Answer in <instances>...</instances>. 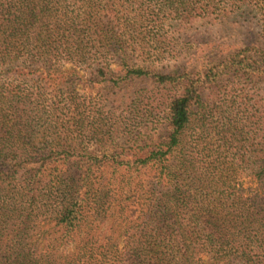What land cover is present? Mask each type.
Wrapping results in <instances>:
<instances>
[{
    "label": "trees",
    "instance_id": "1",
    "mask_svg": "<svg viewBox=\"0 0 264 264\" xmlns=\"http://www.w3.org/2000/svg\"><path fill=\"white\" fill-rule=\"evenodd\" d=\"M228 21L258 34L186 48ZM237 84L264 0H0V264H264V88Z\"/></svg>",
    "mask_w": 264,
    "mask_h": 264
},
{
    "label": "rangeland",
    "instance_id": "2",
    "mask_svg": "<svg viewBox=\"0 0 264 264\" xmlns=\"http://www.w3.org/2000/svg\"><path fill=\"white\" fill-rule=\"evenodd\" d=\"M232 23V21L225 22L222 26L216 27L217 29L214 32V28H210L208 30H201L198 35H193L189 34L186 35L185 37V42L186 41H191L190 44L186 45V48H189L191 51V54L197 52V50L200 49L202 46L201 44L205 41L209 40H215L218 45H223V44H232L234 42H237L236 39L241 38L244 39V41L251 39L254 35L257 36L258 34V29L256 27H248V26H242L240 28H237V26ZM250 29V30H248ZM213 37V39H212ZM226 46V47H227ZM190 54H183L182 57L183 59L188 58ZM188 60V59H187ZM185 60L182 63H186ZM213 59H209V62L212 61ZM203 59L199 60L198 62L195 63V66H200L202 64ZM201 62V63H200ZM206 62V60H204ZM182 63L180 65H182ZM200 63V64H199ZM114 66L113 68H115ZM166 67V66H165ZM173 67V66H170ZM160 71H166L170 70L169 66L166 68H158ZM239 83H243L242 81H239ZM233 82H225L222 86V88H218L216 93L214 94L213 97H210V110L213 108L214 110H217L218 107H221V99L223 96V92H225V87L228 85L229 88H231ZM261 88H264V84H258V85H249L248 87H245L244 85L237 84L236 89H245L246 92L249 94L251 97V105L255 103V101H260L262 99V91H260ZM207 95H210V92L207 93ZM241 186L245 189L255 187L254 183L251 181V179L247 178L244 179L241 182Z\"/></svg>",
    "mask_w": 264,
    "mask_h": 264
}]
</instances>
